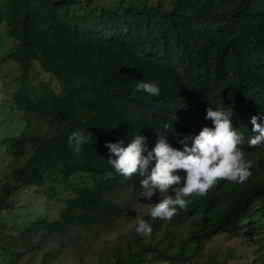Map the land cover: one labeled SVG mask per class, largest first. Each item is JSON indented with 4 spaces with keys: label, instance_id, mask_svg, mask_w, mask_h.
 I'll return each instance as SVG.
<instances>
[{
    "label": "trees",
    "instance_id": "16d2710c",
    "mask_svg": "<svg viewBox=\"0 0 264 264\" xmlns=\"http://www.w3.org/2000/svg\"><path fill=\"white\" fill-rule=\"evenodd\" d=\"M4 34L13 45L0 62L13 58L20 68L13 101L43 119L45 131L0 138L15 158L25 157L0 184V214L22 186L35 185L48 195L53 190L46 186L48 175L61 182L87 173L91 182L73 185L54 219L16 225L0 220V251L14 260L39 248L42 233L66 235L116 215L121 205L114 194L125 185L140 194L142 178L125 180L116 173L105 144L126 146L141 135L150 151L159 134L182 150L186 137L190 145L203 127H212L204 118L212 107L232 112V126L243 136L240 147L252 162L250 177L244 183L219 181L171 220L152 219L149 213L140 217L151 225V235H137L135 223L122 242L116 240L106 261L186 264L216 234L243 232L258 250L249 264H264V237H255L264 227V145L247 143L259 134L251 117L264 126V0L118 6L95 0H0V46ZM34 61L55 85L32 80ZM141 81L157 84L159 95L134 91ZM76 130L91 136L79 155L67 142ZM52 258L53 250L44 249L41 263Z\"/></svg>",
    "mask_w": 264,
    "mask_h": 264
},
{
    "label": "rangeland",
    "instance_id": "374dc122",
    "mask_svg": "<svg viewBox=\"0 0 264 264\" xmlns=\"http://www.w3.org/2000/svg\"><path fill=\"white\" fill-rule=\"evenodd\" d=\"M105 5H125L129 3L143 4L152 0H95ZM13 45L11 37L4 34L3 43L0 46V57L9 51ZM8 49V50H7ZM34 63H37L34 61ZM20 68L13 58H6L0 62V93L7 96L6 100H0V138L12 137L26 132L28 135L44 132L41 125L43 119L35 118L32 114L24 113L14 101L13 94L20 87L18 75ZM33 81L44 80L52 85L56 79L46 73L37 64L30 70ZM39 121L37 124L35 122ZM25 157L15 158L9 148V144L0 142V184L5 179V174L20 165ZM75 175V174H74ZM72 176L69 181L53 182L48 175L46 186L53 187L47 190L48 195L42 190H37L35 185H26L13 191L9 197L10 206L1 211L0 220L10 224H28L32 220L46 217L54 219L64 206L65 198L70 195L73 185L80 186L82 181L91 182L89 174L78 178ZM81 183V184H80ZM168 195L175 193L169 191ZM134 193L130 186L125 185L114 194V198L120 202L121 211L110 218H106L91 228L73 229L66 235L55 233H42L37 238L39 248L27 251L23 256L11 260L4 251H0V264H42L41 254L44 249L53 250V258L45 264H108L106 259L109 250L121 240L136 221L150 212L153 204L158 203L161 197L154 194L145 199ZM264 225V222H263ZM255 237H264V227ZM116 241V242H114ZM258 253L257 245L243 232L219 233L206 242L201 254L190 258L186 264H249ZM151 264H167L164 261L152 259Z\"/></svg>",
    "mask_w": 264,
    "mask_h": 264
},
{
    "label": "clouds",
    "instance_id": "9594fccd",
    "mask_svg": "<svg viewBox=\"0 0 264 264\" xmlns=\"http://www.w3.org/2000/svg\"><path fill=\"white\" fill-rule=\"evenodd\" d=\"M134 91L156 96L160 88L155 83L141 81ZM6 99L7 96L0 93V100ZM231 115L232 112L209 107L204 118L211 120L212 127H203L191 137L190 145L186 137L181 141L182 150L170 146L166 137L159 134L150 151L146 138L141 135H135L126 146H122V142H107L105 147L110 154L107 161L125 180H132L134 176L142 178L139 197L150 200L154 194H159L161 199L149 212L152 219L171 220L180 210L187 209L193 197L205 196L219 181L244 183L250 177L252 162L246 159L240 147L243 136L233 128ZM251 124L253 131L259 134L248 139V146L264 145V126L257 123V116L251 117ZM168 127L166 124L165 128ZM89 139L91 136H86L83 130H76L68 136L67 142L79 155L81 146ZM153 161L154 166L149 171ZM181 171L183 176L178 174ZM169 191L175 195H168ZM135 232L142 237L150 236L152 227L140 219L136 222Z\"/></svg>",
    "mask_w": 264,
    "mask_h": 264
}]
</instances>
